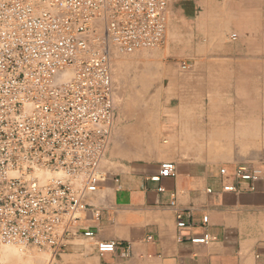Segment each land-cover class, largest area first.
I'll list each match as a JSON object with an SVG mask.
<instances>
[{"label":"built area","instance_id":"2783aa9c","mask_svg":"<svg viewBox=\"0 0 264 264\" xmlns=\"http://www.w3.org/2000/svg\"><path fill=\"white\" fill-rule=\"evenodd\" d=\"M166 9L167 0H0V245L32 246L56 259L70 238L92 236L77 228L106 179L110 47L134 53L159 46ZM175 175V164L163 162L150 180ZM233 175L250 191L264 183L256 164H237ZM169 206L176 227L185 228L174 195ZM114 249L113 242L97 244L101 254Z\"/></svg>","mask_w":264,"mask_h":264},{"label":"crops","instance_id":"0c3cea01","mask_svg":"<svg viewBox=\"0 0 264 264\" xmlns=\"http://www.w3.org/2000/svg\"><path fill=\"white\" fill-rule=\"evenodd\" d=\"M216 6L219 13L211 22H219L220 33H196L203 43L210 39L211 58L195 69L209 65L211 70V122L232 117L247 124L252 102L258 105V116L264 114V92H259L264 87V0H226ZM164 75L173 80L165 68ZM188 85L184 93L169 87L157 107L155 100L153 118L145 115L144 121L139 113L132 114L127 98H117L114 132L103 160L106 179L90 197L77 228L92 236L70 238L61 252L74 264H264V183H255L256 190L250 191L233 175L236 162L183 153L180 135L195 132L191 126L204 107ZM145 87L141 77L128 95H145ZM147 135L152 144L146 145ZM163 162L174 163L176 175L152 182ZM257 164L264 168V163ZM225 186L235 191H223ZM172 195L187 223L183 229L176 227L169 206ZM205 235L213 240L190 242ZM102 242H113L114 251L99 253L97 244Z\"/></svg>","mask_w":264,"mask_h":264},{"label":"rangeland","instance_id":"374dc122","mask_svg":"<svg viewBox=\"0 0 264 264\" xmlns=\"http://www.w3.org/2000/svg\"><path fill=\"white\" fill-rule=\"evenodd\" d=\"M224 1L226 0H167V30L159 46L134 53H123L113 46L110 47V73L113 98L115 99L114 113L116 115L118 111L117 98L120 95V98H127L132 114L137 113L138 115L139 113L142 121L145 120V115L150 114L153 118L155 100L159 99L156 102L157 107L158 103L162 102L163 97L169 93V87L175 93H184L185 83H188L192 94L204 101V107L201 108L195 123L191 126V128L194 127L195 132L180 135L182 145L186 147L183 153L194 154L203 158L229 160L237 164L259 165L257 163H264V114L258 116V105L252 102L250 112L252 116L247 124L239 123L242 118L232 117H224L218 122L214 120L212 123L209 117V105L212 98L211 70L209 65H206L208 67H205L206 69H195L196 64L209 63L211 58L210 39H205L203 43L202 39L196 36V33L219 32V22L217 21L212 25L211 21L212 16L219 13L216 5L222 4ZM117 61L119 69L114 71L113 65ZM182 64H186L187 68L182 69ZM164 68L174 75L172 76L173 80H168L165 77ZM198 73L201 74V79ZM115 77L125 85L124 88L120 87L121 85L114 80ZM141 77L145 79V95L136 92L135 95L129 96L130 85ZM259 92L262 94L264 87L261 86ZM151 99L154 102L149 107L148 103L151 102ZM261 104L264 105V103ZM224 113L226 114V111ZM157 114L158 111L156 110ZM146 141V145L152 144L149 135H147ZM103 163L101 165L102 171L105 169ZM75 238L85 239L87 237ZM22 250L32 255H39L42 258V264H48L52 258L48 251L39 250L32 246ZM68 259L69 257L65 254L60 253L56 259H53L52 264H74L73 260ZM0 264L4 263L0 260Z\"/></svg>","mask_w":264,"mask_h":264},{"label":"bare ground","instance_id":"6f19581e","mask_svg":"<svg viewBox=\"0 0 264 264\" xmlns=\"http://www.w3.org/2000/svg\"><path fill=\"white\" fill-rule=\"evenodd\" d=\"M165 29H166V26H165ZM117 64H118V61L117 63H114L113 65L114 71L116 70L118 71L119 69ZM67 78H69L68 74L65 75V79ZM45 175H46L45 173H41V176H45ZM0 260L4 264H42V258L39 255H36V254L32 255V254L26 253V251L24 252L22 249H17L16 247L9 246V245L8 246L2 245L0 247ZM52 262H53V259L51 258L48 264H52Z\"/></svg>","mask_w":264,"mask_h":264}]
</instances>
